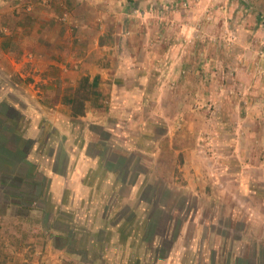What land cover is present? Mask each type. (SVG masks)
Returning <instances> with one entry per match:
<instances>
[{
  "label": "rangeland",
  "instance_id": "1",
  "mask_svg": "<svg viewBox=\"0 0 264 264\" xmlns=\"http://www.w3.org/2000/svg\"><path fill=\"white\" fill-rule=\"evenodd\" d=\"M130 2L124 17L135 25L145 12L164 23L170 10L188 14V46L194 52L207 44L206 55L197 52L193 69L176 80L190 82L193 100L144 104L135 112L137 124L123 125L126 138L92 130L98 136L93 143L105 141L100 157L120 160L126 182L117 184L120 199L97 207L108 208L103 229L81 227L88 217L71 195L75 184L64 200L39 199L36 183L0 185V264H264V151L258 150L264 137L247 132L253 125L248 114H264V0H152L145 11ZM103 3L97 5L107 15L109 2ZM201 34L211 41L203 43ZM249 60L257 67L256 96L245 69ZM234 63L240 70L233 71ZM257 124L256 133L264 120ZM33 173L24 178L57 190Z\"/></svg>",
  "mask_w": 264,
  "mask_h": 264
},
{
  "label": "crops",
  "instance_id": "2",
  "mask_svg": "<svg viewBox=\"0 0 264 264\" xmlns=\"http://www.w3.org/2000/svg\"><path fill=\"white\" fill-rule=\"evenodd\" d=\"M105 1L109 2L107 15L101 14L97 5ZM130 1L8 0L5 5L0 0V92L7 93V97L0 95V181L6 177L2 181L9 183L22 177L21 184L36 183L39 199L75 196V205L83 206L81 213L88 217L81 227L90 232L107 226L108 208L97 207L106 200L120 199L115 193L117 184H126L121 161H103L100 155L106 152L105 141L93 143L98 136L92 130L99 129L109 138L113 133L125 137L123 125L137 124L132 123L135 112L143 110L144 104L177 97L191 102L190 82L180 83V93L176 80L180 72L193 69L197 52L206 55L207 44L204 50L194 48V52L187 44L186 32L192 21L185 11L182 17L181 10H170L166 23L157 14L149 18L145 12L135 25L124 17L133 4ZM134 1L145 11L152 0ZM162 29L168 32L166 39ZM180 30L185 32L183 39ZM200 37L204 43L212 36ZM177 58L181 63H176ZM234 64L233 71L240 70V65ZM246 66L249 88L253 87L256 96L258 85L252 79L256 63L249 60ZM152 89L154 95H147ZM258 116L248 114L253 121L249 136L264 137V129L255 131L258 120H264V114ZM258 150L264 151V144ZM56 153L65 156L62 162ZM59 164L61 172L56 170ZM31 170L47 177L57 190L50 184L45 187L43 181L24 178L32 175ZM74 184L75 193L68 191ZM75 222L80 223L77 218ZM85 253L91 254L88 248ZM79 255L75 252V257Z\"/></svg>",
  "mask_w": 264,
  "mask_h": 264
},
{
  "label": "trees",
  "instance_id": "3",
  "mask_svg": "<svg viewBox=\"0 0 264 264\" xmlns=\"http://www.w3.org/2000/svg\"><path fill=\"white\" fill-rule=\"evenodd\" d=\"M4 178H6V177H4ZM21 179H23L22 177H17V178H14L13 180H10V182L8 183V184H6L5 182H3L2 180H4V179H2L1 181H0V184L1 185H5V187H10V188H12L13 186V183H15V181H21ZM11 196H14L13 194L11 195ZM38 196H39V193H38Z\"/></svg>",
  "mask_w": 264,
  "mask_h": 264
}]
</instances>
